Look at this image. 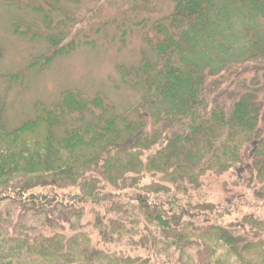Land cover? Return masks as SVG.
I'll use <instances>...</instances> for the list:
<instances>
[{"label": "trees", "instance_id": "1", "mask_svg": "<svg viewBox=\"0 0 264 264\" xmlns=\"http://www.w3.org/2000/svg\"><path fill=\"white\" fill-rule=\"evenodd\" d=\"M174 3L120 68L129 108L69 89L12 127L0 106V264H264V0ZM223 175L255 203L210 202Z\"/></svg>", "mask_w": 264, "mask_h": 264}, {"label": "rangeland", "instance_id": "2", "mask_svg": "<svg viewBox=\"0 0 264 264\" xmlns=\"http://www.w3.org/2000/svg\"><path fill=\"white\" fill-rule=\"evenodd\" d=\"M44 1L0 0V106L7 125H20L39 103H56L69 89L103 92L118 110L136 103L143 89L124 80L120 68L152 56L143 34L173 11L174 0H52L43 7ZM48 51L45 61L33 63ZM225 177L205 187L210 202L236 194L255 203L244 189H225Z\"/></svg>", "mask_w": 264, "mask_h": 264}]
</instances>
